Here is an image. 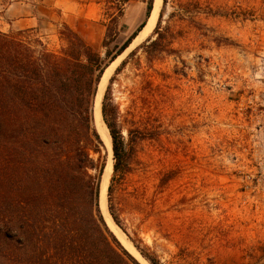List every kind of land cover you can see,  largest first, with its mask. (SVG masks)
Returning <instances> with one entry per match:
<instances>
[{
	"label": "rangeland",
	"instance_id": "1",
	"mask_svg": "<svg viewBox=\"0 0 264 264\" xmlns=\"http://www.w3.org/2000/svg\"><path fill=\"white\" fill-rule=\"evenodd\" d=\"M146 6L129 0L116 43L146 22ZM104 7L0 0V30L29 29L59 52L66 24L103 54ZM158 22L161 40L146 48ZM150 32L102 94L130 152L127 171L112 166L107 208L111 183L122 227L161 264H264V0H161Z\"/></svg>",
	"mask_w": 264,
	"mask_h": 264
},
{
	"label": "trees",
	"instance_id": "2",
	"mask_svg": "<svg viewBox=\"0 0 264 264\" xmlns=\"http://www.w3.org/2000/svg\"><path fill=\"white\" fill-rule=\"evenodd\" d=\"M103 1L107 16L103 54L66 24L58 31L59 52L48 50L29 29L0 30V179L8 186L0 199L5 208L0 219V264H140L99 208L106 161L92 102L103 71L145 22L116 43L129 0ZM142 1L147 3V17L152 0ZM159 23L157 36L144 44L146 48L161 40ZM124 65L121 62L115 72ZM108 90L101 113L111 136L115 175L128 170L130 152ZM111 191L110 183L108 210L113 222L149 264H161L141 239H133L122 227Z\"/></svg>",
	"mask_w": 264,
	"mask_h": 264
},
{
	"label": "bare ground",
	"instance_id": "3",
	"mask_svg": "<svg viewBox=\"0 0 264 264\" xmlns=\"http://www.w3.org/2000/svg\"><path fill=\"white\" fill-rule=\"evenodd\" d=\"M160 5H161V0H157V6L155 8V10L152 13V16L149 20V23L147 24V26L142 29L138 35L133 39L130 48L134 47L137 43H139L140 41H142L144 39V37H146V35L153 29L155 23H156V19L158 16V12L160 9ZM128 48V49H130ZM127 51V50H126ZM125 53V52H124ZM124 55V54H122ZM119 56L115 61H113L112 63H110L106 68L105 71L103 73V77L101 79L100 82V92L98 94V96L96 97V107H95V114L93 115V119H94V125L97 129V131L99 133H101L100 135L102 138V142L104 143L103 145L105 146L106 149V153L108 154L107 156V161H106V165L103 168V173L101 175V180H100V190H99V204H100V210L102 212V214L104 215V218L106 219V222L108 224V226L113 230V232L116 234V236L118 237V239L121 241V243L123 244V246L141 263V264H149L140 254L139 252L134 248V246L131 244L130 241H128L125 236L121 233V231L115 226V224L113 223L109 213H108V208H107V203H106V187L108 185V180L109 177L112 173V166H113V160H112V142H111V137L110 134L108 132L107 126L104 123V120L102 118V113H101V101H102V94L104 92V88L106 86L107 80L110 76V74L112 73V71L114 70V68L116 67V63L118 62V60L122 57Z\"/></svg>",
	"mask_w": 264,
	"mask_h": 264
},
{
	"label": "water",
	"instance_id": "4",
	"mask_svg": "<svg viewBox=\"0 0 264 264\" xmlns=\"http://www.w3.org/2000/svg\"><path fill=\"white\" fill-rule=\"evenodd\" d=\"M156 6H157V0H152V6H151V10H150V12H149V15L147 16V19H146V22L144 23V25H143V27L141 28V30L142 29H144L146 26H147V24L149 23V20H150V18H151V16H152V13H153V11L155 10V8H156ZM140 30V31H141ZM139 31V32H140ZM138 32V33H139ZM138 33H137V35H138ZM150 33L151 32H149L147 35H146V37H144V39H146L149 35H150ZM136 35V36H137ZM135 36V37H136ZM134 37V38H135ZM133 38V39H134ZM133 41V40H132ZM132 41H131V43H132ZM131 43L129 44V46L121 53V54H119L116 58H114L110 63H112L113 61H115L119 56H121L129 47H130V45H131ZM105 71V70H104ZM104 71H103V73H104ZM103 73H102V75H101V78H100V80H99V83H98V85H97V88H96V92H95V95H94V97H93V102H92V111H93V115L95 114V107H96V97L98 96V94H99V92H100V82H101V79H102V77H103ZM101 106H102V103H101ZM108 129V128H107ZM97 130V129H96ZM98 132V131H97ZM108 132H109V130H108ZM98 134L100 135L101 133H99L98 132ZM101 136L102 135H100V138H101ZM111 137V136H110ZM101 140H102V138H101ZM99 208H100V204H99ZM140 263V262H139ZM141 264V263H140Z\"/></svg>",
	"mask_w": 264,
	"mask_h": 264
}]
</instances>
